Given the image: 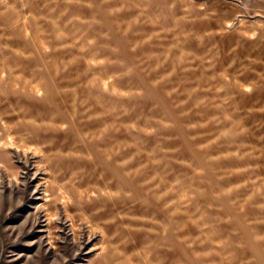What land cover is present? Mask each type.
<instances>
[{
    "label": "rangeland",
    "instance_id": "obj_1",
    "mask_svg": "<svg viewBox=\"0 0 264 264\" xmlns=\"http://www.w3.org/2000/svg\"><path fill=\"white\" fill-rule=\"evenodd\" d=\"M0 264H264V0H0Z\"/></svg>",
    "mask_w": 264,
    "mask_h": 264
}]
</instances>
